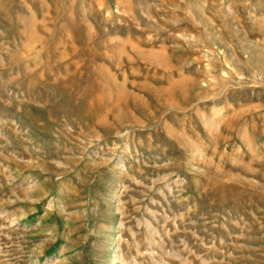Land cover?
<instances>
[{
  "label": "rangeland",
  "instance_id": "rangeland-1",
  "mask_svg": "<svg viewBox=\"0 0 264 264\" xmlns=\"http://www.w3.org/2000/svg\"><path fill=\"white\" fill-rule=\"evenodd\" d=\"M0 264H264V0H0Z\"/></svg>",
  "mask_w": 264,
  "mask_h": 264
},
{
  "label": "bare ground",
  "instance_id": "bare-ground-1",
  "mask_svg": "<svg viewBox=\"0 0 264 264\" xmlns=\"http://www.w3.org/2000/svg\"><path fill=\"white\" fill-rule=\"evenodd\" d=\"M43 251H42V249L40 248L39 250H38V254L36 255V258H39L40 256H42V253ZM54 255H56V253H54Z\"/></svg>",
  "mask_w": 264,
  "mask_h": 264
}]
</instances>
